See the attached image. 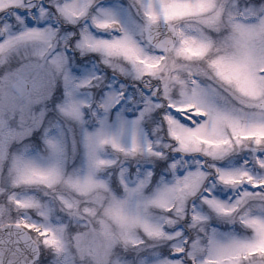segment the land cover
<instances>
[{
    "label": "snow or ice",
    "instance_id": "snow-or-ice-1",
    "mask_svg": "<svg viewBox=\"0 0 264 264\" xmlns=\"http://www.w3.org/2000/svg\"><path fill=\"white\" fill-rule=\"evenodd\" d=\"M0 264H264V0H0Z\"/></svg>",
    "mask_w": 264,
    "mask_h": 264
}]
</instances>
